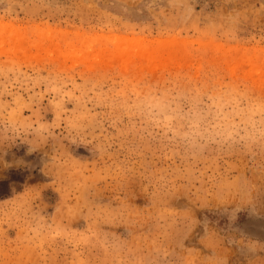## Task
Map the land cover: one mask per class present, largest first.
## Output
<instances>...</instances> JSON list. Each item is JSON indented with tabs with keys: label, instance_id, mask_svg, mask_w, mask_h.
Instances as JSON below:
<instances>
[{
	"label": "rangeland",
	"instance_id": "1",
	"mask_svg": "<svg viewBox=\"0 0 264 264\" xmlns=\"http://www.w3.org/2000/svg\"><path fill=\"white\" fill-rule=\"evenodd\" d=\"M253 115L264 0H0V264H264Z\"/></svg>",
	"mask_w": 264,
	"mask_h": 264
},
{
	"label": "clouds",
	"instance_id": "2",
	"mask_svg": "<svg viewBox=\"0 0 264 264\" xmlns=\"http://www.w3.org/2000/svg\"><path fill=\"white\" fill-rule=\"evenodd\" d=\"M227 119V118H226ZM191 120V136L193 138L203 134L201 130V119L199 117H190ZM222 131L229 138L232 137H250L253 133L264 131V129H258L256 127V117L253 115L247 118L246 123H237L234 119L225 128L223 125L220 126Z\"/></svg>",
	"mask_w": 264,
	"mask_h": 264
}]
</instances>
